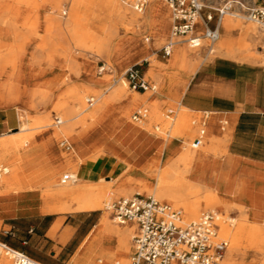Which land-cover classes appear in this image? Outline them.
I'll list each match as a JSON object with an SVG mask.
<instances>
[{"label": "rangeland", "instance_id": "1", "mask_svg": "<svg viewBox=\"0 0 264 264\" xmlns=\"http://www.w3.org/2000/svg\"><path fill=\"white\" fill-rule=\"evenodd\" d=\"M9 1L12 10L16 11L17 13H12L9 8L4 11L2 15H0V56H10V60H7L6 58H2L0 60V67L3 68H0V74L3 73L2 75H0V85L6 84L7 81H9L10 75H7L8 73L11 74L12 72H15L14 81L18 85V88L20 90V100L28 103L32 99L31 93H33L34 90L39 91L37 95L39 98L46 97V100L41 102L40 107L36 108L34 111H31V116L30 118H28L26 111L22 107L16 105L5 107L4 102L1 101L2 99L0 98V121L3 112L9 108L15 110L18 116L19 113L21 114V119H19L17 128L7 130L4 133H0V136L33 127L34 125L32 124V122L34 123V120L40 119L43 121L46 119V121H43L39 124L42 125V127L38 131L39 133L33 137L31 142L26 147H22L19 151L13 150L4 154L5 164L11 163L17 165L20 161L25 162L26 160L33 159L31 167L26 172L27 178L24 177V174L22 172L20 173L18 186H20L23 190L32 187L30 188V190L35 192V194L37 195L38 204L43 205V207H51V205L52 207H54L61 202L66 203L69 200V198H54V200L52 198L45 199L43 195L45 190L44 179L46 175L45 172L48 168L54 167L56 163L61 164L56 172L55 177L57 178L53 179V185L60 188L62 186L57 185V180L60 181L64 174L70 173L69 169L76 172L77 168L85 166L90 161V159L97 157L100 153H102L108 140L112 138H114L115 140H119L120 137H123L124 133H127L129 130H133V133L143 130L148 135L150 134L153 139L158 137L161 140L160 146L157 148L158 150L152 151V154L148 158V160H150L149 163L151 164L143 166L148 161L147 160L143 165H131L133 169L129 172L128 176L129 178H132L134 180L141 179L143 175H141L140 172L145 168H150L153 165L159 166L161 170L169 169L173 165H180V163H178V159L180 158L182 152L185 151V149L188 147H193V150L195 151L201 149L216 153V150H212L213 147L210 146L209 143H207L210 137H214L217 140L216 141L214 139L215 141L213 142V144H218L219 148L223 146V140H226L224 142L225 144L228 142L227 136L222 138L216 135H211L209 133V128L206 126H202L201 122L203 113L189 111L188 117L191 118V120H194L195 129H184V124L181 122L182 106L180 105V99L177 105L173 107V111L169 112L167 110L169 105L164 103V101L170 99L171 94L163 92L161 83L155 78L149 77L146 73L147 66L149 65V61L146 58L151 54L155 55L161 65L170 63L171 55H166L163 47L167 44L168 40L171 37V31L173 27L172 18L171 24L169 26V34L165 42L159 45L157 43V40L150 39V42L153 45L152 48L147 50L146 53H144L142 56H139L137 55V50L139 51V49L145 47V39L153 34V30L150 28V26L146 24L143 25L135 32L133 36H131L133 41V44L131 46L118 48V42L128 39V37H130L131 35L130 32L132 31L127 30L126 25L121 24L116 19L118 0H83V6L81 8V14L83 17L80 18H75L73 16L75 0ZM126 1L128 2V4L125 5L130 7L133 0ZM207 3L210 6H216L218 5L219 0H208ZM160 4L163 9H167L169 16L172 17L173 13L169 4L165 0H160ZM53 11H56L60 15L54 14ZM66 12L67 16H63V14L65 15ZM208 12H211L213 14V23H215L218 18V12L211 7H207L204 9L203 15ZM95 13L99 16L100 22L92 19V16ZM234 18H237L245 23H252L257 27V29H259L260 34L263 36V39L260 42H256L253 46V49L259 56H262V54L264 56V34L259 28V25L256 22L248 20L244 15L236 16ZM70 21L71 24H69ZM65 22H69L67 26ZM74 22L78 23L77 26ZM79 25H83L81 26V28L87 27L85 30H89V32L93 34L95 38L105 37L109 27L111 25H116V28L118 27V31L112 39L113 45L111 46L110 50H103L101 48H98L97 46L88 49H83L82 47L77 46L76 42L78 40H76L77 37H75V35L74 37L72 36V28L76 26L79 30H81L79 28ZM70 28L71 31L69 33ZM85 30L82 29L81 31L84 32ZM179 44L187 45L192 59L197 58L199 64L205 59V56L203 54L204 52L210 57H214L216 54H220L217 51H214L213 53L209 52V49L214 44L211 46L210 41L207 39L202 40L201 46L197 48H191L188 43L181 42ZM260 50L263 51L260 52ZM103 63L107 65L109 70L104 72L103 74H99L98 69ZM132 64H138L139 66H141L142 70L145 72L146 79L151 81L155 86L158 85V87H155L153 91H147L148 93L145 95L143 103L138 107H135L132 111L131 118H127L124 116L125 124L122 126L124 128L119 132V134L117 133L122 127L120 129L113 130V132H111L110 134V137L104 143H97L95 146L85 147L84 151L81 153V158H75L71 166L68 165L67 162L63 163L60 159V156L64 154H73L75 150L74 147L77 144L75 137L69 136L67 131L66 133H60L59 135H56V131L69 127L71 128V130L76 132L78 128L83 126V124L79 122V119L83 117L85 113L89 112V110L97 106L96 103L94 106H89L86 111H82L84 108H81L78 111L71 112L66 106L67 91L72 89V87L75 85L83 88L84 84L82 83H87V85H90L92 87L91 89L99 92H103L104 90H106V88H109L111 90L112 85L115 86L119 81L122 80V78H125L124 72ZM258 64L264 66V63L260 62ZM87 69L91 70L90 81H86L87 79L85 78V73H89ZM174 69V80L175 82H177L185 71V68L173 66L170 70ZM2 70L3 72H1ZM168 72L169 70L161 72V76H166ZM41 90L46 92L43 93ZM126 91L128 93L134 94L139 90H134L127 83ZM46 93H48L47 96ZM2 94H4V91H2ZM96 96L97 95L95 93H88L86 95V98H96ZM156 97L161 100V104L159 107H161V110L163 112H166L167 116H165L164 118L166 121L168 120L169 123L168 126H164V124L162 123H157L151 129H147L144 128L143 125L141 126V123L134 120L133 117L137 111L144 109L147 106L146 104L152 105L153 101L157 99ZM121 114L123 115V113ZM57 118L61 119L60 123H57ZM28 123L31 124L28 125ZM156 125L161 129H157ZM222 126L228 129V126L225 124V122ZM177 127L181 129V133L178 134V137L174 138V152L169 154L168 150L165 149L164 143L168 138V133H170V130L172 131L173 128ZM202 128L205 130L203 140L198 147H194L192 146V142H194L195 138L200 134ZM159 132L161 133L159 134ZM5 137L8 136H4L1 138ZM64 141L70 144L72 150H68L66 149L65 145H62ZM188 142L189 144H187ZM161 148L164 149L161 150ZM44 151H47L50 159L42 155ZM16 152L20 156V160L16 159ZM226 152L227 151H225V153ZM225 153H218L216 157H202L201 161L203 163L213 165V168H209L211 184L217 182V179L222 172L226 174L227 178L231 177L234 180L241 178L240 194L238 195V197H236V199H231L229 198V196L226 200L223 199V201L226 202L225 204L219 200L221 203L219 206L214 209L204 208L201 210L199 215L205 211L216 210L219 214H224L223 221H225L229 225L232 231H236L238 228V224L236 223L235 225V222H237V220H242L246 215L249 214V212L247 214L243 213L241 209L253 203L256 204L257 202L256 205L258 207V210L256 214L253 209L251 210L249 218L247 217V224L249 226L259 225L258 227L263 229L264 207L263 204L259 203V201H262L261 192L262 188L264 187V177L259 173L251 172L250 170H247V176L241 175L238 173V166L234 167L233 173H230L226 169H222L220 172H218L220 169L218 163L217 161H212L211 158H224ZM109 157L116 159L110 153L106 155L103 154L98 156L96 160H94V162L87 164V166L89 168H100L104 164L105 160H107V158ZM126 164L127 163L124 162L118 174H115L113 172L108 173V170L105 169L100 174H97L95 178H92L94 182L86 181L83 179L82 181L78 180L73 183H65L63 184V186L77 187L81 185L88 188L97 184L106 183L105 181L101 182L100 179L103 177H105L106 180H109L110 178H116L117 175H120L124 172L127 166ZM214 173H217L216 176H214ZM79 176L82 177L81 175ZM34 184L36 186H33ZM188 185H190V183L185 180L184 186ZM34 187L36 189H34ZM215 192L220 194L221 196H226L223 192H217V190H215ZM6 193L10 192H5L3 194ZM133 194L151 195L148 193L143 194L140 191L133 190L129 195H119L114 197L111 202L120 196H130ZM158 200L163 203L170 204L174 208L182 209L183 213L185 211L181 205L175 206L173 203H170L168 201H162L160 199ZM64 212H58L55 214V216L62 215V220L66 219L67 222L81 225L78 239H76L72 244L68 245L62 251L59 246L60 243H63L61 239H58V241H49L45 245H43L44 242H41L43 241V238L42 236H39L37 237V240L31 243V245H23L26 246L27 254H29L33 258L42 257L47 260L54 259L60 264L65 260H71L70 264H89V262L87 263V261H90L93 258L95 262L98 261L100 252L109 250L114 251L116 236H111L110 241L101 244L99 250L96 252L97 254L95 253L94 257L83 252V242L93 229L99 227L104 217L107 216L111 221H116V224L122 228L135 226L131 223H122L119 220L114 219L111 211L107 210L106 204L104 205V208L102 210L96 209L91 211ZM232 218L236 220H233ZM33 220L38 222L39 218H34ZM8 222L9 221H7V223ZM63 223L64 221L58 223V230H60ZM5 230H8V227H4V221L2 219L0 222V242H6L11 247H17L19 246V244H22V240L19 234L12 235L6 233ZM133 235L129 236V252L127 254L129 257V264ZM222 236L225 237L224 235ZM83 237L85 238L81 243L80 248H77V250H75L79 239H83ZM55 238H58L57 233L55 234ZM0 250L2 251L0 253V262L2 263V257L6 254V252L4 249L0 248ZM256 258L257 257L255 256L253 251L246 254H244L243 251H236L232 254V260H230L229 252L226 250L222 264H261V259L259 257L257 259ZM109 261V264H111L113 262V259L110 258Z\"/></svg>", "mask_w": 264, "mask_h": 264}, {"label": "bare ground", "instance_id": "2", "mask_svg": "<svg viewBox=\"0 0 264 264\" xmlns=\"http://www.w3.org/2000/svg\"><path fill=\"white\" fill-rule=\"evenodd\" d=\"M125 4H128L126 0H118L116 19L121 24H125L127 30L132 31L130 32L131 35L128 37V39L118 42V48L131 46L133 44L131 36H133L135 32L145 24L150 26V28L153 30V34L146 38V45L144 48H142L141 52H145L152 48L153 45L150 42V39L157 40L159 45L165 42L169 34V26L171 24V18L173 20V16L170 17L167 9H163L160 4V0H148L147 7L143 12H137L131 7V5L129 7ZM7 9L11 10L12 13H17L16 11L12 10L9 0H0V15H2V13ZM53 13L60 15L56 11H53ZM63 16H67V12L65 15L63 14ZM234 17L236 16L233 14H226L222 18L221 22L226 29L227 34L220 36L218 41L210 48L211 52L213 53L214 51H217L220 54H225L227 56L235 57L241 60L254 63H264L263 54L262 56H259L253 49L254 44L256 42H260L263 39L259 29H257V27L252 23H245ZM71 21L68 23L71 24ZM65 23L67 26L68 23ZM77 24L78 23H76V26ZM76 26L72 28V36L74 37L75 35V37H77L76 40L78 41L76 42V45L82 47L83 49L97 46L98 48L109 51L113 45L112 39L118 31V27L116 28V25H111L105 37L93 38V34H91L89 30H85L87 27L81 28L83 25H79L81 30L84 29L86 31L82 32ZM197 27L199 32L202 33L204 27L200 18L198 19ZM70 31L71 28L69 29V33ZM235 32H237L236 35ZM90 40L92 41L91 43L89 42ZM179 43L174 47V50L171 54L170 63L168 64L161 65L153 54L147 56L146 58L149 61L146 71L147 75L151 78H155L161 83L163 92L171 94V98L169 97L170 99L164 101V103L169 105L167 108L169 112H172L173 107H175L179 102L182 89L186 87L191 76L194 74L199 65L197 58L192 59L187 45H181ZM182 43L187 42L182 41ZM262 51L263 50H260V52ZM2 58H6L8 60L10 56H0V60ZM173 66L185 68V71L177 82L174 80L175 69L170 70ZM168 70L169 72L167 75L162 77L161 72ZM1 72H3V70ZM7 75H10L9 81H7L6 84L0 85L1 101L4 102L5 107L14 105L22 107L26 111L27 117L30 118L31 111H34L36 108L40 107L41 102L46 100V97L39 98L37 96L39 91L34 90V92L31 93L32 99L28 103H25L24 101L20 100L19 97L20 90L14 81L15 72H12L11 74L8 73ZM127 83L128 82L126 78H122V80L119 81L115 86H111V90L106 88V90L103 92L91 89L92 87L87 85V83H82L84 84L83 88L75 85L72 87V89L67 91L66 106L71 112L78 111L81 108H84L82 111H86V109L90 106L89 104L87 106L88 98H86V95L88 93H95L97 96L96 98L94 97L95 102L92 106L97 103V106L95 107L96 113H101L102 110L112 107L123 113V116L131 118L132 111L135 107H138L143 103L145 95L148 92L141 93L137 91L134 94L128 93L126 91ZM155 87L157 88L158 85ZM2 91H4V94H2ZM41 91L43 93L46 92L43 90ZM48 93H46V96ZM156 98L157 99L153 101L152 105L146 104L147 106L144 108L147 110L146 117L139 121L141 126L143 125L144 128L151 129L157 123H162L164 126H168L169 121H166L164 118L167 116V114L161 110V107H159L161 100L158 97ZM189 111L190 110L188 108L182 106L181 122L184 124V129L186 128L193 130L195 129L194 120H191V118L188 117ZM93 112L94 111L89 110V112L85 113V115L79 119V122H81L83 126L86 125L92 119ZM43 121H46V119ZM43 121L40 119L34 120V123L32 122L34 125H32L33 127L20 130L16 134H11L8 135V137L0 139V166L6 167L8 171L0 179V194L5 192L24 193L32 188L30 187L23 190L20 186H18V181L21 172L24 174V177L27 178L26 172L31 167L33 159L26 160L25 162L20 161L17 165L11 163L5 164L4 154L13 150L19 151L22 147H26L31 142L33 137L39 133L38 131L42 127V125L39 124ZM29 124L31 123H28V125ZM157 129L161 128L157 127ZM202 130L205 131L203 128L201 131ZM66 131L68 132L69 136L75 133L73 130H71V128L67 127L66 129L57 130L56 135H59L60 133H66ZM160 133L161 132H159V134ZM179 133H181V129L178 127L173 128V130H170V133H168V138L166 139L164 146L165 149L168 150L169 154L174 152V138L178 137ZM214 139L215 138L212 137L211 141L214 142L216 140ZM224 142L225 140L222 141V144H225ZM187 144H189V142ZM192 146L198 147L199 145H194V142H192ZM163 149L164 148H161V150ZM212 150L215 151L214 148ZM194 153L195 150H193V147H188L182 152L180 158L178 159V163H180V165H173L169 169L165 170H161L159 166L153 165L150 168H145L143 171H141L140 174L143 175V177L137 180L129 178L128 174L133 169V167L129 164H126L127 166L124 172L120 175H117L116 178H110L109 180H106L105 177H103L100 179V181H105L106 183L97 184L88 188L81 185L77 187H66L63 186L65 183H63L61 180H57V185L62 187L58 188L54 186L53 179L57 177H53L51 170L58 167V165H55L52 168H48L45 172V190L43 195L45 199L52 198L54 200V198H69V200L66 203L61 202L54 207H52V205L51 207L44 206L42 210L49 212H78L96 209L102 210L104 205L106 204L108 206L114 197L119 195H129L133 190H137L143 194L148 193L154 195L156 198L162 201L173 203L175 206L181 205L185 210L184 218L186 220H192L191 218H197L199 216V213L202 209H214L221 204L219 201V196L214 189L201 186L197 183L189 182L188 178H186L191 168ZM216 153H218L217 150ZM42 155L50 159L47 151H44ZM81 156L82 155L75 149L73 154L71 153L61 155L60 159L63 163L67 162V164L71 166L74 159L81 158ZM15 157L16 159L20 160V156L17 152L15 153ZM149 162L150 160H148L143 166L151 164ZM69 170L70 173L77 175V179L75 181H71L72 183L78 180H83L78 175L79 168H77L76 172L71 169ZM185 180H187L190 185L184 186ZM33 186L36 185L34 184ZM34 189L36 188L34 187ZM213 211L216 212V210ZM247 217V215L244 218L241 217L243 218L242 220H237V222H235V225L236 223L238 224L236 231H232L229 225L225 221H222L221 233L228 240L227 251L229 252L230 260H232V254L236 251H243L244 254L253 251L255 256L261 259V264H264V228L262 229L258 227L259 225L249 226L247 224ZM135 229V226L122 228L116 224V221L113 222L109 217H104L99 227L93 229L86 237L85 241L83 242V252L94 257L101 244L110 241L111 236H116L114 251H102L100 252L98 261L95 262L93 258L90 261H87V263L109 264V259L112 258L113 262L111 264H129V257L127 255L129 252V236L135 234ZM0 248L4 249L1 242ZM4 250L6 254L2 257V263L0 262V264H13V254L6 249ZM1 252L2 251L0 250V253Z\"/></svg>", "mask_w": 264, "mask_h": 264}, {"label": "crops", "instance_id": "3", "mask_svg": "<svg viewBox=\"0 0 264 264\" xmlns=\"http://www.w3.org/2000/svg\"><path fill=\"white\" fill-rule=\"evenodd\" d=\"M82 4L83 0H75L73 8L75 18L83 17L81 14ZM92 19L100 22L96 13L93 14ZM217 22L218 20L215 23L212 21L210 25L214 27ZM219 33L220 36L227 34L222 22L219 24ZM236 34L237 32H235ZM141 51L142 48L137 50V55L142 56L146 53V51ZM209 52L212 53L211 49ZM203 54L205 59L198 65L186 87L182 89L180 105L185 106L191 112L203 113L202 126L208 127L211 135L222 138L228 137V142L222 144L223 146L220 148L218 144H213L211 137L207 142L218 153L227 151L224 158H211L212 161H217L220 168L218 172L226 169L233 173L234 167L238 166V173L241 175L247 176V170H250L264 177V66L225 54H216L214 57H210L205 52ZM87 71L89 73H85V78L86 81H90L91 70ZM149 82L153 84L151 81ZM91 111H94L92 119L71 135L75 137L77 144L74 148L80 154L85 147L104 143L113 130L120 129L125 124L124 116L116 108L109 107L102 110L101 113H96L94 107ZM19 119H21L20 113L18 116L12 108L5 110L1 116L0 133L16 129ZM224 122L228 129L222 126ZM132 131L129 130L124 133V136L120 137L119 140L114 138L108 140L104 151L98 155L110 153L116 159L109 157L102 167L89 168L87 164L94 162L98 156L94 157L85 166L79 168L78 175H81V178L86 181L94 182L92 178H95L105 169L108 170V173L118 174L124 162L134 166L143 165L152 154L151 152L160 146L161 140L158 137L153 139L150 134L148 135L143 130L134 133ZM16 133L18 131L1 135L0 138ZM69 150H72V147ZM218 153L196 150L187 178L189 182L217 190V192H223L226 196L217 194L219 200L225 204L223 199L226 200L228 196L231 199H236L240 194L241 178L236 180L231 177L227 178L226 174L222 172L217 182L211 184L209 168H213V165L203 163L201 159L202 157H216ZM56 165L60 167V164L56 163ZM58 167L51 170L53 177L56 176ZM216 174L214 173V176ZM37 199V195L32 190H27L24 193L10 192L0 195V221L3 219L4 227H8L5 232L12 235L19 234L22 244L13 248L26 254V246L23 245H31L39 236L43 238L41 241L44 242L43 245L49 241L61 239L63 243H60L59 246L63 251L78 239L81 225L67 222L66 219L62 220V215L55 216L58 212L43 211V205L38 204ZM261 200L259 203L263 204L264 207V187L261 192ZM256 204L245 206L241 210L246 214L249 212L247 215L249 218L252 209L256 214L258 210ZM34 218H39V221H34ZM7 221L9 222L7 223ZM61 221L64 223L58 230V223ZM56 233L57 239L55 238ZM85 237L79 239L75 250L80 248ZM131 254L132 246L130 260ZM33 259L40 264H60L54 259L47 260L42 257ZM70 262L71 260H65L61 264H70Z\"/></svg>", "mask_w": 264, "mask_h": 264}, {"label": "built area", "instance_id": "4", "mask_svg": "<svg viewBox=\"0 0 264 264\" xmlns=\"http://www.w3.org/2000/svg\"><path fill=\"white\" fill-rule=\"evenodd\" d=\"M173 13V28L171 37L163 47L170 56L174 47L186 41L191 48L201 46L202 40L210 41L211 46L220 37L219 24L226 14L244 15L248 20L256 22L264 34V0H219L218 5L207 3L208 0H165ZM148 0H133L132 8L143 12ZM211 7L218 12L217 25L210 23L214 16L211 12L203 15L205 8ZM203 22V32L197 27L198 19ZM109 68L103 63L98 73L103 74ZM124 76L128 84L139 91L154 90L155 86L146 79L141 66H129ZM92 106L94 97L88 98ZM147 110L142 109L134 114V120L141 121L146 117ZM61 119L57 118V123ZM204 131L195 138L194 145L202 142ZM66 149H71L66 141L62 143ZM8 171L0 166V179ZM77 175L66 173L63 183L75 181ZM115 219L122 223L136 226L133 237L130 264H221L228 246V240L221 234V224L224 214L209 210L202 212L196 219L186 220L182 209L159 201L153 195L133 194L120 196L108 206ZM2 247L14 256L15 264H39L25 252L1 242Z\"/></svg>", "mask_w": 264, "mask_h": 264}]
</instances>
